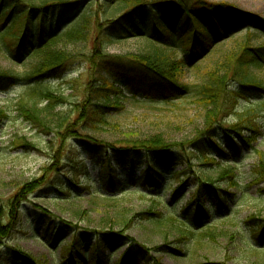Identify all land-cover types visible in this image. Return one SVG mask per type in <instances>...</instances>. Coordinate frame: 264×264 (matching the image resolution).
<instances>
[{"label":"trees","instance_id":"16d2710c","mask_svg":"<svg viewBox=\"0 0 264 264\" xmlns=\"http://www.w3.org/2000/svg\"><path fill=\"white\" fill-rule=\"evenodd\" d=\"M113 7L117 8L118 15L107 17L108 11ZM240 27H245L247 32H251V36L257 34L264 39V17L242 11L227 2L0 0V43L4 51L19 62L32 57L37 59L31 63L26 75L0 69V93H8L22 82L28 84L26 91L9 105L39 135L52 137L47 146L53 145L51 158L57 163L56 169L46 168L40 178L21 187L11 200L5 202L0 212V249L25 216L26 208L23 205L29 201L30 196L40 191L53 196L54 201L67 203L81 199L84 194L93 191L103 192L102 195L106 198L113 194L132 192L149 200L153 208L163 204L168 209L170 206L165 201L168 191L169 199L177 206L185 202L186 194H183V190L191 182L196 189L192 199L186 201V207L194 202L197 210L190 213L186 220L182 217L187 216V210L182 211V216L181 213L163 214L152 210L145 212V216L149 219L167 216L172 223L197 230L204 239L213 236L215 233L212 231L215 229L205 231L204 228L214 227L209 222L213 219L215 207L222 209V206L217 204L214 179L206 168L214 171L221 166V163L215 162L216 157L220 162L233 161V165L237 167L243 149L256 150L254 144L262 136V132L253 114L257 110L261 116L264 113V80L257 78L253 71L264 70V45L252 46L250 36L239 47L229 51L220 50L223 52L220 62L206 72L205 83L199 90L184 83L183 71L188 68L189 62L195 61L205 52L210 53L217 45L231 38L234 30ZM173 29L182 33L180 39L176 38ZM146 30L150 32H145ZM129 40L135 41L121 54L106 51L111 44H125ZM81 42L87 45L83 48L85 50L91 44L90 49L76 52L65 48ZM136 44L142 48L135 47ZM180 53L183 54L182 58L178 57ZM196 66L197 63L190 68ZM76 68H83L88 78L85 81V91H77L84 99L71 104L68 118L46 124L41 119L40 113L43 111L38 108V104L48 102L50 112L57 102L68 103V99H57L50 90V83L46 81L63 79L67 72ZM115 87H120L121 90L116 91ZM136 99L160 104L191 99L206 111L207 126L201 136L210 138L212 143L205 145L202 141L193 149V154L188 153L187 149L183 150L184 153L187 151L185 164H188L187 159L194 158L201 168L200 174L195 173L192 166V178L187 168L180 171L173 169L177 165L174 161L178 160L173 156V146L162 138H127L111 147L95 137L105 127L115 126V121L125 114L129 103ZM248 99L253 100V112L251 116L243 118L240 115L241 101L248 102ZM13 111L1 110L0 124L3 123L2 120L9 119ZM243 112L248 114V111ZM230 116H236L235 123L226 122ZM221 130L225 140L219 133ZM232 134L238 136L236 141H233ZM222 141L230 146L232 154L223 148ZM11 144L17 150L37 149L36 143L27 142L24 138H15ZM75 150L80 157L83 151L87 158L78 161ZM210 151L212 156L208 154ZM255 152L259 155L261 165L253 168V177L254 182L260 184L264 182V155ZM86 160L94 167L101 166L100 186L80 185L79 180L83 176L91 180ZM67 167L68 171L62 173ZM118 169L127 170V181L120 178ZM136 170H141L138 176L135 175ZM59 171L61 172L57 173ZM168 177L170 184H166ZM172 183H176L178 187L172 190ZM151 192H156V195ZM207 203L211 204L210 210L204 211ZM37 207L41 209L40 206ZM257 220H251L252 234L258 238L259 244H264V222L260 225L255 223ZM124 230L127 229L123 228L121 232L112 229L95 234L85 233L81 237L71 235L73 237L69 244L59 253L61 263L58 264H82L87 258L91 264H106L108 258L111 261L124 245H128L129 237L123 234ZM43 235L52 236V243L56 244L53 232L46 228ZM35 237L39 238L38 235ZM186 238L180 239L185 240L182 241L186 247L183 252L174 251L168 246L160 247L159 251L192 254L187 243L189 239L186 241ZM85 245H88V251H83ZM107 250H113V253L108 255ZM137 250L143 254L146 264H153V258L145 247L139 246ZM51 251L55 256L56 251L52 248ZM134 262V249L127 246L114 264ZM154 262L159 264L158 260ZM0 264L47 262L44 263L32 254L15 250L11 259L2 260Z\"/></svg>","mask_w":264,"mask_h":264},{"label":"rangeland","instance_id":"374dc122","mask_svg":"<svg viewBox=\"0 0 264 264\" xmlns=\"http://www.w3.org/2000/svg\"><path fill=\"white\" fill-rule=\"evenodd\" d=\"M55 1L61 2L65 0ZM207 1L211 3L227 2L237 6L242 11L264 17V0ZM116 9V7L110 9L107 17L118 15ZM104 19L103 22L105 21ZM173 30L176 38L180 39L182 33L177 29ZM262 31L264 32V29ZM145 32H150V30ZM250 36L251 32H247L245 27L236 28L231 38L217 45L210 53L205 52L196 58L195 61L188 63V68L183 71L184 83L199 90L205 83L206 72L220 62L223 54L220 50L229 51L237 46L239 47L247 42ZM251 40V44L254 47L264 45V39L260 35H252ZM133 41L135 40H129L125 44H111L106 48V51L110 54H121L131 47L128 45L134 43ZM90 45H88L87 51L90 49ZM134 46L142 48L139 44ZM85 47H87L85 42L65 46L69 51L76 52L86 51L83 49ZM3 48L0 43V69L2 70L26 75L31 63L37 60L34 57L25 62L13 60ZM178 57L182 58L183 54L180 53ZM196 63L197 66L195 68H190ZM253 73L257 78L264 80V70H255ZM85 81H88V78L84 74L83 68H76L71 72H67L63 79L46 81V83H50V90L53 95L57 99H68V103L64 104V102L59 101L55 104V108L48 112V102H41L38 104V108L43 111L40 113L42 114V117L40 116L41 119L43 118L42 120L49 124L56 123L61 118H68L71 104L79 103L84 99L80 94L78 95L77 91H85V88H87ZM27 86V83L22 82L10 89L8 93H0V111H13V107L9 105L10 102L26 91ZM115 90L119 91L121 88L115 87ZM240 107V115L243 118H246L247 115L251 116L253 100L248 99V102L242 100ZM243 111H248V114ZM253 115L262 132V136L254 144L255 151L264 155V113L261 116L257 110ZM2 121L3 123L0 124V212L5 202L11 200L21 187L40 178L46 168L50 170L52 168L56 169L55 164H57L51 158V155H53L51 146L53 145L48 144L49 146H47L52 137L39 135L38 131L23 118H20L16 111H13L9 119ZM235 121L236 116H230L226 119V122L230 124L235 123ZM115 124V126L105 127L95 137L103 141L104 145L111 147L114 144L119 145L120 140L127 138H162L173 146V156L178 160V162L174 161V164L176 165L177 163V165L173 169L180 171L187 168L188 174L192 178V166L193 171L200 174L201 168L194 158L187 159L188 164H185L187 151L186 153L183 151L187 149L188 153L193 154L195 153L193 149L200 145L202 141L205 145L211 141L210 138L201 136L207 126L206 111L201 109L194 100L160 104L146 99H136L129 103L125 114L118 118ZM219 133L225 140L223 131L221 130ZM245 134L249 135L248 132H245ZM232 135L233 141H236L238 136ZM15 138H24L27 142L36 143L37 149L30 151L17 150L11 144ZM221 144L224 149L232 154L230 146L225 141H222ZM255 151L243 149L237 167L233 165V161L220 162V159L216 157L215 162L221 163V166L215 168L214 171L206 168V171H209L210 176L214 179V186L217 191V204L222 206V209L215 207L213 219L209 222L213 223L215 228H204L206 229L205 231L215 229L212 231L215 233L213 236H208L204 239L197 230L172 223L167 216L161 219H149L145 216V212L150 210L163 214L181 213V216L183 215L182 211L187 210V216L182 217L186 220L190 213H195L197 210L195 206L186 207V201L192 199V194L196 189L191 182L183 190V194H186L185 202L179 203L177 206H174L175 202H171L169 199L170 192L168 191L165 198L166 203L170 206L168 209L163 204L153 208L149 200L141 198L132 192L113 194L106 198L102 195L103 192L93 191V193L84 194L81 199L67 203L54 201L52 199L53 196L40 191L30 196L29 201L23 205L26 208V214L21 218L14 233L3 242L0 249V261L11 259L13 252L20 250L34 255L44 263L58 264L61 263L59 257L61 249L69 244L73 236L81 237L85 233L95 234L104 230L111 231L112 229L122 231L125 228L127 230H124L123 234L129 237L128 245H124L117 255L111 258V261L108 258L106 264H114L118 255L127 246L134 249V264L147 263L143 259V254L137 250L139 246L147 249L145 251L153 258V264H157L154 260H158L159 264H264V244H259L258 238H255L252 234L253 222L251 220L254 218L258 219L255 223L260 225L264 222V182L255 183L253 177V168L261 165L259 155ZM74 152L78 161L87 158L83 151L82 157L76 150ZM208 154L212 156V151ZM142 162L144 163L145 160ZM86 165L91 180L83 176L79 180L80 185L100 186V183H102L100 180L101 166L94 167L89 160H86ZM229 168L233 170H229ZM68 169V167L65 168L62 173L67 172ZM117 171L120 178L124 182L127 181L125 172L127 170L118 169ZM140 171L136 170L135 175L138 176L141 173ZM69 178H72L71 172L69 173ZM170 183L169 177L166 178V184ZM171 186L172 190L178 187L176 183H172ZM130 188L133 189L132 187ZM151 193L156 195V192ZM212 205H214V202H212ZM37 206H40L41 209H38L39 207ZM210 207L211 204L207 203L204 211H209ZM46 228L47 231H51L55 235V245L52 243V236L43 235V231ZM36 235L39 238H36ZM71 235L73 236L70 237ZM182 237H187L186 241L189 239L187 243L192 254H185V252L183 254H173V252L162 253L159 251L162 246H168L174 251H185L186 247L182 242L185 240H180ZM85 247L83 251H88V245H85ZM51 248L56 251L55 256L52 254ZM112 251L107 250V254H112ZM82 264H91V261L87 258L83 260Z\"/></svg>","mask_w":264,"mask_h":264}]
</instances>
